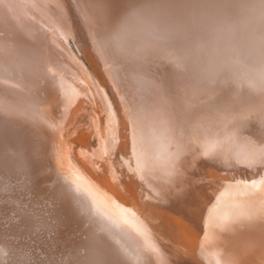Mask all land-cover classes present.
Listing matches in <instances>:
<instances>
[{
  "label": "bare ground",
  "instance_id": "1",
  "mask_svg": "<svg viewBox=\"0 0 264 264\" xmlns=\"http://www.w3.org/2000/svg\"><path fill=\"white\" fill-rule=\"evenodd\" d=\"M209 1L214 3L217 6L216 9L221 12L220 22L222 23V29H225V25L229 23L228 20L226 21L227 18L232 20L231 22L236 25L235 28H237L241 35H244L247 40V48L250 50L251 55H256V58L261 57L256 66V71L260 73H251L250 76L254 78H252L253 80H256V83L264 85V23L262 19H257L261 13L258 15V11L256 12L258 8L256 9L253 0ZM176 9V0H0V219L1 223L2 219L4 220L5 227L7 226L6 224H8L6 228H2L3 223L1 224L2 226L0 225V264H128L126 257L114 243L105 235H101L100 233L97 234L96 232H99L96 231L97 228L95 230L96 232L93 230L87 221L85 197L83 196V198L80 192H77L78 190H73L65 182L66 180L61 177V173L56 169L50 157L51 147L55 151L64 150L73 158L70 157L73 160L71 165L74 166L75 170L81 172L83 175L87 176V178L90 177L92 180H98L96 183L99 182V184H104L103 182L106 181L107 184L109 183L110 185L114 181V179H112L113 181L111 182L110 178L113 173H115V170L117 172V161L121 157V153L119 154L116 148V126L121 127L119 132L121 135L120 137H122L120 141L117 140V142L123 145L121 148L125 150L127 148L132 149V154L134 155L132 158H134L133 160H135V163L140 167V169L138 168L139 172L137 170V173L135 172L137 177L146 180L153 186L155 198L166 207L162 215L163 220L161 219V223L166 224L165 226L163 225L166 227L165 229L162 227L163 230L168 229L167 231L170 230L172 233L174 231L173 238L169 236L170 241L167 240V237L171 232L167 235L166 231H164V233H166V240L163 241L160 239V241H158L155 236L150 234L153 230H151L152 228L149 225L146 226L143 222L138 221V219L136 220V218V221L133 220L142 233L146 234L161 250L159 251V254H162L160 264H203L202 261L208 258H205L206 256L202 258L198 256L203 255L200 253L205 249H202L200 253L197 254L196 251L198 250L195 249L196 244L193 245L195 246L194 249L193 246L189 249L186 248V246L188 247L189 245H185L186 242L184 244L182 243L183 247L181 248H184L185 245V249H189L191 254L187 252V254L182 256L178 255L181 252H179L180 247L179 249L177 247V244H179L178 242H180V233L178 234L177 231H181V233L185 232L183 226L190 229L194 227V232L195 230L199 231V228L201 230V225H203L207 219L201 220L203 217L200 216L201 212L198 208L196 209L199 213L196 214V216H191L197 211L195 212V209V213L190 214L187 212V207L188 209L192 207L190 206L192 205V199H197L196 201L199 200L201 203L202 200L208 203L210 200L212 202L215 196L220 200L222 206V215L220 216L222 221H220L225 223L226 227L232 229L237 225L235 227L237 230V227L242 225L241 222H243L244 226V224H248L247 221H249V224L252 225L251 229L255 241L257 244L259 243L260 251L262 255H264V181H254L250 185H248V183L244 184L241 178L232 171V167H226L225 165L226 160L229 158V153L221 152V157H218L215 156L214 153H211L213 149L210 152L208 145L211 137L209 140V137L206 136V131L209 128L206 130L205 127L207 121L203 124L205 129H201V126L198 124L201 131L206 130L205 132H197L198 134H195L193 137L188 131H183V133H181V131L184 130L182 129L179 131L180 133L178 132V137L173 139L175 148L171 150L174 154L172 158L173 163L171 162L172 167L170 166V174L173 175L172 180H169L170 176H166L167 172L165 173V170H163V163L160 159L155 162L156 164L153 163L154 165H147V161L144 157L145 153L143 154V143L137 140V129L134 127L139 126L140 130L141 128L144 130L146 127H157L161 124L160 115L153 113L155 108L151 107V98L155 101L156 99L159 100V102H157L158 104L164 102V104L169 107H182L184 105L181 103L183 101V97L181 96L184 94L183 92H187L188 89L195 87V89L200 88L205 92L204 94H208L212 90L209 88L210 83L207 85L206 80L202 79L200 75L193 73L189 74L190 76L186 78L185 81L187 84L182 83L184 87L179 90L180 85L174 86L170 83L171 81L166 85H162L147 79L145 73H142L137 67L138 62L147 54L150 39L153 41L159 40L163 36L165 27H170V30H175L174 27H176L177 21L180 19ZM225 16L227 17L225 18ZM218 21L219 20H217V22ZM164 60L166 63V59ZM163 66L161 65V67ZM172 68H175V66ZM169 73H171V71ZM172 73L174 74L175 72L173 71ZM237 77L242 84H246L247 79L244 80L245 76L242 73ZM175 79L176 78H174V80ZM253 82L254 81H252V83ZM223 86L224 85H222V87ZM176 87L179 88L176 89ZM223 88H226L227 90L225 89V91L229 93L230 90L228 87ZM223 88H221L222 90L220 89L221 92L224 90ZM263 91L264 89L262 92ZM188 92L190 93L191 91L189 90ZM218 92L212 93L217 94ZM195 93L193 95H195ZM219 94L223 95V93ZM214 100H216V98ZM227 100L229 99L227 98ZM228 103L231 102L228 101ZM234 104L236 105V103ZM253 105L255 106V104ZM111 111L119 115L118 118L123 116L124 119L117 118L116 121L108 119ZM259 111L260 110H258V112ZM80 112L86 113L88 119L87 126L84 128L81 127L82 129L74 126V120ZM237 112V114H239V111ZM253 113L250 114L253 116ZM233 114H235V112H233L232 115ZM50 115L55 118L54 123L49 120ZM261 118L264 119V116ZM186 119L187 118H185V120ZM109 120L111 121L109 122ZM252 121L251 119L250 122ZM262 122L263 120L261 124H264ZM253 123L251 124L253 125ZM188 126H190V124ZM231 127L230 129H232ZM178 129H180V126ZM239 129L241 131V128ZM51 131H54L52 145ZM168 132L170 131L168 130ZM131 133H133V137ZM64 135L65 137L63 139ZM129 136L132 138L130 139ZM139 138L142 139L141 136ZM251 139L250 142L252 141ZM196 141L198 143H196ZM231 141L233 142V140ZM204 145H206V147ZM169 148L171 149L172 146ZM251 148H253V145ZM131 149L129 150L131 151ZM199 149L201 150L199 151ZM129 150H127V153ZM208 152L214 154L216 157L215 160L220 161H217L219 164L215 163V165H221V167L213 166L215 173H217L218 170H222L218 168H224L223 171H225V173H222L227 177L225 181L222 179V185H224L222 189H220L222 191H218L213 194L212 197L210 196V200L208 199L210 194L202 185L203 182L197 180L199 177L196 173L198 172L200 174V171L197 168V164H195L198 158L201 159V166L203 167H201L200 170L204 169L203 171H208L209 173V170L205 169L207 166L205 163L211 159V157L208 159V156H206ZM124 154L122 157H124ZM126 158L128 159V157ZM215 160L212 164H214ZM130 165L132 164L130 163ZM210 173L209 176L211 177ZM128 174L132 177L131 174L133 173ZM201 176L205 177V175ZM206 180L207 179H205L204 182L207 185L208 181L206 182ZM88 182H91V180H88ZM119 183L120 181L118 182L117 188H119ZM134 183H131V192L133 195L130 197H132L137 204L138 207L136 208L144 210V215L149 218L151 217L149 216L150 212L153 211L148 210L145 204L141 202L137 189L133 185ZM216 184L214 185L216 186ZM91 185L93 184L91 183ZM96 186L98 185L96 184ZM101 186L103 187V185ZM112 187H109L108 190H111ZM93 188L92 190H96L95 187ZM98 188L99 187H97V189ZM105 188L107 187L105 186ZM206 188L209 189V187ZM216 188L217 186L214 190H216ZM195 189L199 190L196 191ZM245 189L248 191L251 189L252 191L247 193L248 191L246 192ZM211 190L214 191L213 189ZM174 191H177V193L175 194ZM242 193L243 199L241 198ZM122 194L124 193L122 192ZM176 195H183L186 199L189 198L191 204L188 205L185 201V204L182 203ZM124 197H126V195ZM224 199H226V202ZM214 202L216 203V201L212 203ZM193 204L197 206L198 203L195 204L194 202ZM215 205H217V203ZM116 206L118 207L119 205L116 204ZM202 206L201 204L200 210L203 209ZM214 206H212V208ZM197 207H199V205ZM210 207H207L208 209L206 208V211L209 212L212 210L213 213V209L209 210ZM120 209L122 208L120 207ZM190 211L193 212V210ZM217 211L219 212V210ZM182 214L185 218L181 217ZM120 215L122 216L121 213ZM128 216L132 217V215ZM213 216L215 215L213 214ZM158 217L159 216H157V218ZM189 217L192 219L191 221L194 220L193 222H200L198 224L200 225L198 226L199 228L195 229V226H189L191 225L187 222ZM104 218L105 217H103V219ZM126 220L127 219H125V221ZM139 220L141 219L139 218ZM153 224L156 226L157 223ZM120 226H122V224H120ZM186 230L188 231V229ZM207 232L206 230V234ZM219 233L223 234L222 232ZM210 235L212 236V232ZM210 235L208 234L209 237ZM209 240L211 242L213 239ZM143 242L146 241L143 240ZM219 244H221L220 241ZM146 249H149V247ZM185 249L181 250L185 251ZM150 250L148 252H154ZM237 251L240 252L239 250ZM149 256L151 255L149 254ZM262 258L264 264V257ZM213 260L215 259L212 258V261ZM210 261L211 258L209 259V262ZM207 264H211V262ZM215 264L219 263L217 262Z\"/></svg>",
  "mask_w": 264,
  "mask_h": 264
},
{
  "label": "rangeland",
  "instance_id": "2",
  "mask_svg": "<svg viewBox=\"0 0 264 264\" xmlns=\"http://www.w3.org/2000/svg\"><path fill=\"white\" fill-rule=\"evenodd\" d=\"M263 1L264 0H262V1L261 0H253V3L256 5V9L258 8L256 10V12L258 11V15L261 13L259 15V18L257 17V19H260V20L262 19V21L264 23V7H262V4H264ZM201 4H202V6H201ZM213 4L214 3H211L209 0H192V1L191 0H176V8H177L176 11L178 12V16H180V19H179V21H177L178 23L176 24V27H174L175 30H170V27H167V28L165 27L164 32H163V36L159 40H154L153 41L152 39H150V44H149V48L147 50V54L137 64L138 69L142 73H145L147 79H149L151 81H154V82H156L158 84H162V85H166L167 83H169L171 81L170 83H172L174 86H176V85L178 86V84L180 85L179 86L180 88L179 87H176V89L179 88V90L182 89V87H184L183 84H187L185 81H186V78H188L190 76L189 74H192L193 73V74H196V75H200V77L202 79H205L206 80V84L207 85L209 83L211 84V85L209 84V88L212 89L211 92L208 93V94L206 93L208 95L207 96L206 94H204L205 92L202 89H200V88L195 89L196 88L195 87V88L188 89V91L190 90L191 92L190 93L188 91L187 92H183L184 94H182V96H181V97H183L182 98L183 101L181 103H183V105H184L182 107H180V106H175V107H173V106L171 107L170 106L169 107V106H166L164 104V102H161L160 104H158L157 102H159V100L156 99V101H155L153 98H151L150 99V103L152 105L151 107L155 108V111L153 113H157L158 115H160V117H161V124L158 125L159 127L158 126L157 127H153V126L152 127H146L144 130L141 128L142 131L140 130V127L139 126L134 127L135 129H137V135H136V137H137V140L142 141V143H143L142 144L143 145V154L145 153L144 154V157H145V159L147 161V165L149 164L148 166H151L153 163L156 164L155 162H157V160L160 159L161 162L163 163V170H165V173L167 172V175L166 176H168V177L170 176L169 177V180H172L173 179V175L170 174V170H171L170 166L173 163V161H172L173 159L172 158H173V154H174V152L171 151V150H173V148H175V145H173L174 144V140L173 139H175L176 137H178V135L180 133L179 131H181L182 129H184V130H182L181 133H183V131H188L194 137L195 134L196 135L198 134L197 132H205L207 130V128H209L206 131V136L209 137V140H210V137H211V140L209 141L210 142L209 143L210 146L208 145V147L210 149V152L213 149L211 153H214L215 156H218V157H221L220 156L221 152L222 153L223 152L224 153H229L228 154L229 158H228V160H226L225 165H226V167H230V168L232 167L231 168L232 171L235 172V174L237 176H239V178H241V181L244 182V184L245 183H248V185H250L254 181L263 182L264 181V124H261V121L263 120L262 123H264V119H262L261 117L264 116V114H263L264 113V110H263L264 109V104H263V102H264V91L262 92V90L264 89V85H260L259 83H256V80H253L254 78L252 76H250L251 73H260L259 71L258 72L256 71V69H257L256 66L258 65V63L260 61L259 58H261V57H257L256 58V55H251L250 50L247 48V40L245 39L244 35H241V33L239 32V30L237 28H235L236 25L233 24V22H231L232 20H229L227 18L226 21L228 20L229 23L230 22L231 23L230 24L229 23L226 24L225 25L226 28L225 29L224 28L222 29V26H221L222 23L220 22L221 12L218 9H216L217 6L215 4L213 6ZM201 7H202V9H201ZM261 10H263V11H261ZM203 13H205V14H203ZM208 15H210V16H208ZM226 17L227 16H225V18ZM217 20H219V21L217 22ZM184 27H185V29H184ZM227 27H228V29H227ZM170 32H172V33H170ZM210 32L212 33V35H211ZM202 38H204V39H202ZM226 39H227V41H226ZM208 43H210V44H208ZM212 43H214V44H212ZM209 45H210V47H209ZM227 55H229V56H227ZM257 55L258 56H261L259 54H257ZM232 56H233V58H232ZM180 57L183 58V59H181ZM164 59H166V63H165V60ZM185 59H186V61H185ZM235 59H237V60H235ZM175 60H176V62H175ZM183 62H187L188 64L187 63H183ZM163 64H164V66H163ZM167 64L168 65L169 64H172V65H169L168 66ZM161 65L163 67H161ZM173 65L175 66V68H172V67H174ZM176 65H177V68H176ZM156 66H157V69H156ZM164 67H165V69H164ZM168 69H170V70H168ZM176 69L177 70L180 69V70L177 71ZM181 69H182V71H181ZM170 71H171V73L173 71L175 73L174 74L172 73V75L170 76V74H171V73H169ZM179 72H181V73H179ZM240 73H242L245 76L244 77V80L247 79L245 85L242 84L240 82V80H238V77L237 76ZM229 75H231V76H229ZM177 76H180V77H177ZM153 77H155V78H153ZM174 78H176V79L174 80ZM236 79H237V83H236ZM172 80L174 81V83H173ZM180 80H182L183 82L180 81ZM252 81H254V82L252 83ZM221 84L224 85L223 87H228V89L230 90V91L228 90L229 93L227 91H225L226 88H223ZM251 84H253V85H251ZM249 85H251V86H249ZM220 87L224 89L222 92L220 91V89H221ZM184 89H186V88H184ZM197 90H198L199 93L197 92ZM218 91H220V92H218ZM254 91H256V92H254ZM195 92L198 93V94H196ZM212 92H218V93L216 94V93H212ZM194 93H195V95H193ZM219 93H221V94L223 93V95H220ZM185 94H186V96H185ZM216 95H217V97H216ZM198 96H199V99H198ZM221 96H223V97H221ZM258 96H260V97H258ZM210 97L213 98V99H211ZM255 97H257V98H255ZM215 98H216V100H214ZM227 98L229 100H227ZM230 98H231V100H230ZM241 98H242V100H241ZM211 101H213V102H211ZM228 101L231 102V103H228ZM238 101H241V102H238ZM209 102H211V103H209ZM234 103H236V105ZM219 104H221V105H219ZM253 104H255V106ZM214 105L216 106L217 109L215 108ZM262 105H263V107H262ZM211 107H212V109H211ZM213 107H214V109H213ZM229 107H231V108H229ZM260 107H261V109H260ZM256 108L258 110H260V111L258 112V110ZM180 109H182V110H180ZM230 109L233 112H235V114H233L235 116L232 115L233 112ZM156 111H158V112H156ZM222 111H223V113H222ZM237 111H239V114H237L238 113ZM250 111H252V112H250ZM224 112H225V114H224ZM260 112H262V113H260ZM226 113H227V115H226ZM243 113H244V115H243ZM250 113H253V116L254 117ZM259 113L261 115L262 114L263 115L261 116ZM258 115H259V119L261 121L258 119ZM118 117H119V115H116L114 112L111 111L110 117L108 119H111L112 121H116ZM121 118H123V116ZM121 118H118V119H121ZM185 118H187V119L185 120ZM251 119L253 120L252 122H250ZM49 120L52 123L55 122V118H53L51 115L49 116ZM87 120L88 119H87L86 113H84V112L81 113L80 112V114L77 115L76 119L74 120V126L76 128L77 127L78 128H81V127L84 128L88 124V121ZM111 120H109V122ZM163 120H164V122H163ZM228 120L231 121V122H229ZM232 120H233V122H232ZM246 120H247V122H246ZM187 122L190 124V126H188L189 124ZM205 122H206V124H205ZM253 122H255V123H253ZM196 123H197V125H196ZM232 123H233V125H232ZM251 123H253V125ZM201 124L202 125L205 124L206 130L201 131V129H205L204 125L202 127ZM231 125H232V127H231ZM237 125H238V127H237ZM257 125L258 126L260 125L262 127H260V126L258 127ZM179 126H180V129H178ZM212 127H214L215 129L212 128ZM230 127L232 129H230ZM116 128H117L116 129V136H117V138H116L117 147L116 148H117L119 154L121 153L120 154L121 157L117 161V167H118L117 172L115 170V173H113V175L110 178V181L111 182L113 181L112 179H114V181L110 185L114 186L115 188L112 187V186H110L109 183L107 184L106 181L103 182L104 184H102V183L99 184V182L96 183V181H98V180H95V179L92 180V178L90 179V177H88L89 178L88 179L87 176H85L81 172L75 170L74 169V166L71 165L72 162H73V160H72L73 158L71 156H69V154H67L64 150H62V151L56 150L55 151L50 146L51 147V149H50V157H51L52 162L54 163V166L56 167V169L61 173V175H62L61 177H63L66 180L65 182L73 190H75V189L78 190L77 192H80V195H82V197L83 196L85 197V198L84 197L83 198H84V201L86 202L87 221L91 225V227L93 228L94 231L97 228L96 231H99V232H96L95 231L97 234L100 233L101 235H105L112 243H114L117 246V248H119L122 251L123 255L127 259L128 264H155V263L156 264H160V262H161L160 259L162 257L161 256L162 254H159L160 253L159 251H161V250L158 248L157 244H155L146 234L142 233V231L137 227V225L135 224V222L133 220H135V218H136V220L138 219V221L143 222L146 226L149 225L152 228L151 230H153L152 232H150V234H152V236H155V238L158 239V241H160V239L163 240V241L166 240V238H165L166 233L168 235L169 232H171L170 235H168V237L166 236L168 238L167 240L170 241L169 236L172 237L174 231L172 233V231H170V230L167 231L168 229L163 230V228L164 229L166 228V227H164L166 224H163L161 222L163 220L162 219V215L164 214L163 212H165L166 207L162 203H160L159 200H157L155 198L153 186L149 182H147L146 180L141 179L140 177L139 178L137 177V174L136 173L138 171V168L140 169V167H139L138 164L135 163V160H133L134 158H132V157H134V155L132 154L133 153L132 149L131 148H127L125 150V149L121 148V147H123V145H121L120 143L117 142V140L120 141V139L122 137H120L121 135H120V132H119L120 129H121V127L120 126H118V127L116 126ZM239 128H241V131H240ZM261 128H262L263 132H262ZM251 129H253V130H251ZM168 130L170 132H168ZM233 130L236 131V132H234ZM260 130H261L262 133L260 132ZM215 131H216V133H215ZM253 131H254L255 134L253 133ZM248 132H250V133H248ZM145 133H146L147 136L145 135ZM243 133H245V134H243ZM251 133H252V135H251ZM171 134H172V136H171ZM236 134H238V135H236ZM241 134H243V135H241ZM131 136L133 137V133H131ZM140 136H141L142 139L139 138ZM254 136H256V137H254ZM64 137H65V135L63 136V139H64ZM132 137L129 136L130 139ZM53 138H54V131H51V145L53 143ZM250 139L252 140L251 142H250ZM231 140H233V142ZM212 141H215V142H212ZM196 143H198V142L196 141ZM196 145H198V144H196ZM252 145H253V148H251ZM256 145H258V146H256ZM171 146H172V148L170 149L169 147H171ZM204 146L206 147V145H204ZM239 147H241V148H239ZM129 149H131V151ZM127 150H129L128 153H127ZM168 150H170V151H168ZM200 150L201 149H199V151ZM174 151H175V149H174ZM242 151H243V153H242ZM124 152H125L126 156H125ZM210 152H208L207 155H206V156H208V159L210 157H211V159L208 160V162L205 163L207 165L205 167V169L206 170H209V173L211 172L210 173L211 177L209 176L208 171H203L204 169L203 170H200L201 167H203V166H201V162H202L201 159L198 158L199 160L197 159L196 160L197 162L195 163V164H197V168L200 171V174L198 172L196 173V175L198 174V177H199V178H197V180L203 182L202 185L204 186V188L206 189V191L210 194V195L207 194V195H209L208 196V199L209 200L211 199L210 196L212 197L213 194L217 193L218 191H220V192L222 191V190H220V189H222V186H224V185H222L223 184L222 182H223V180L224 181L227 180L226 179L227 177H225L226 175L222 173V172L225 173V171H223L224 168H218V169H222V170L221 171L218 170V172L215 173V170L213 169V166L215 165V163L219 164L218 162H220V161L215 160L216 157L214 156V154H211ZM122 153L124 154V157L125 158L122 157L123 156ZM146 154H148V155H146ZM130 155H132V156H130ZM151 156H153V157H151ZM126 157H128L129 161H128V159ZM234 158H235V160H234ZM130 159H131V161H130ZM213 159L215 160L214 164H212L213 161H214ZM70 160H72V161H70ZM130 163L132 165H130ZM217 164L214 167H221V165H218L217 166ZM198 166H200V167H198ZM126 167H127V169H126ZM132 168H133V170H132ZM68 171H69V173H68ZM131 171H133V172H131ZM128 173H130V174L133 173V174H131L132 177ZM116 175H117V178L118 179L116 178ZM201 175H203V176L205 175L206 178L205 177H202ZM84 178L86 179V181H85ZM204 178L207 179L206 182L208 181L207 182V185L204 182L205 181ZM208 178H209V180H208ZM88 180H91V182H88ZM124 180H125V182H124ZM139 180H140V182H139ZM119 181H120V183H119L120 185H119V188H117ZM83 182H84V185H83ZM87 183H88V185H87ZM91 183L93 185H91ZM131 183H134L133 185L137 189V193L139 195V198L141 199V202L143 204H145V206H146V208L148 210H152L153 211V212H150V214H149V216H151V217L154 214V216L152 217L153 219L151 217L148 218V216L146 217V215H144L145 214L144 213L145 212L144 210H141L139 208H136V207H138L137 204L134 202V199L132 197H130V196L133 195V193L131 192V186H132ZM96 184L98 186H96ZM214 184H216V186H217L216 190H214L215 187H216ZM101 185H103V187ZM104 185L107 188H105ZM142 186H144V187H142ZM93 187H95L96 190H92V189H94ZM97 187H99V188L97 189ZM109 187H112V189L111 190H108ZM206 187H209L210 190L208 188H206ZM200 188H203V187H200ZM121 189H122V191H121ZM211 189H213L215 192L212 191ZM101 190H102V192H101ZM124 190H126V191H124ZM195 190L198 191L199 189L198 190L195 189ZM105 191H106V193H105ZM245 191L247 192L248 190L245 189ZM249 191H252V190L249 189ZM249 191L247 193H249ZM122 192L124 194H122ZM174 192H175V194L177 193V191H174ZM243 193L241 194L242 195L241 196L242 199H243ZM111 194H113V195H111ZM146 194H147V196H146ZM125 195H126V197H124ZM176 196L178 197V199L182 203H184V201H185L186 204L188 203V205L192 203V205H190V206H192L193 208L191 207L192 209L191 208H189V209L190 210H193V212L190 211L188 209V207H187V210H188L187 212H189L190 214H192V213L194 214L197 211L196 208H198V210L201 212L200 216L203 217V218H201V220L207 219L206 222L203 223V225H201L202 227H201V230H200V228L198 227V226H200V225H198L200 222H198V221L193 222L194 220L191 221L192 219L190 218L191 216H196V214L199 213L198 211L194 215H191L189 217V219L186 218L188 220L187 222H189V224H191V225H189V224L188 225L189 226H195V229L196 228H199V231L198 230L197 231L195 230V232H194V229H193L194 227L190 229V228H188V227L186 228L184 226H183V228H184V231L185 232H182L181 233V231H177L178 234L180 233L179 236L181 237L180 238L178 236L179 239H180V242H178L179 244H177L178 245L177 247H178V249L180 247L179 252H181L178 255H181L182 256L184 254H187V252H188V254L189 253L191 254V252L189 251V249H191L190 247H192L193 245L196 244V247L193 246V249L195 247V249L198 250V251H196L197 254L200 253V251L202 249H205V250H202L201 253H200V254H203V255H198V256H200L201 258L203 256L204 257L206 256L205 258L208 257L207 259L204 260L205 262L202 261L203 264H207V263H210V262H211V264H215L217 262L219 264H263V258L262 257H264V255H262V253L260 251V247L258 245L259 243L257 244L256 241H255L254 234H253L252 229H251V226L252 225L249 224L250 223L249 221L246 220L248 222V224H244V226H243V222H241L242 225H240V227H237L238 230L235 228L237 225L234 227V229L228 228V227H226L225 223L221 222L222 219L220 218V216L222 215L221 214V212H222V210H221L222 209V206L220 204L221 203L220 200L216 196L213 197L212 202L213 201H216L217 205H215L216 204L215 202L212 203L211 200L208 203H206L207 201L206 202L205 201L203 202V200H202V203H201L199 200L196 201L197 199H194V200L192 199V202H191L189 198L186 199L183 195H176ZM224 200L226 202V199H224ZM194 202H195V204L198 203L197 206L199 205V207H197L196 205H194L193 204ZM116 204L119 205L118 206L119 208L116 206ZM153 204H154V206H153ZM201 204L203 205L202 208L205 209V210H203V209L200 210L201 209ZM109 206H111V207H109ZM123 206H125V207H123ZM126 206H128V207H126ZM212 206H214V207L212 208ZM120 207L122 209H120ZM152 207H154V208H152ZM207 207L208 208L210 207L209 210L213 209V211L215 213L214 212L212 213V210L211 211L208 210L211 213L207 212L206 211V208ZM112 210L113 211L116 210V211H114L116 214ZM194 210H195V212H194ZM217 210H219V212ZM118 211L122 214V216L123 215L124 216L122 217ZM170 214H171V212H170ZM213 214L215 216H217V217L213 216ZM218 214H220V215H218ZM128 215H132V217L131 216H128ZM209 215H211L212 217L209 216ZM157 216H159V217L157 218ZM100 217H101V221H100ZM103 217H105V218L103 219ZM181 217L182 218H185V217H183V214L181 215ZM107 218H109V219H107ZM139 218L141 220H139ZM125 219H127V220L125 221ZM158 219H160V220H158ZM208 219H210V220H208ZM2 223H3V227L2 228H6L8 226V224H6L7 226L5 227V224H4V220L3 219H2ZM2 223H1V219H0V225ZM125 223H126V225H125ZM153 223H157L156 226ZM112 224H114V225H112ZM120 224H122V226H120ZM206 225H208V226H206ZM213 227H214L215 230L213 229ZM186 229H188V231ZM208 229H210V230H208ZM206 230L208 231L207 234H206ZM164 231H166V233H164ZM211 232H212V236L210 235ZM219 232H222L223 234H221ZM183 233H185V234H183ZM208 234L210 235V237L208 236ZM182 235L185 236V237H183ZM213 235H214V237H213ZM222 235H225V236H222ZM244 235H245V237H244ZM141 237H142V239L144 238L143 239L144 241H146V242H152V243L143 242V240L141 239ZM243 237L245 238V240H244ZM145 238H146V240H145ZM207 238H208V242H207ZM209 239H213V240L210 242ZM194 240L197 243H195ZM218 240L220 241V243L222 245L219 244V241ZM185 242H186L185 245L189 244L188 247L186 246V248H189V249H185V245H184V248H181V247H183L182 243L184 244ZM188 242H190V243H188ZM191 242H193V243H191ZM217 245H219V246H217ZM231 245L233 246V248H232ZM153 246H155V247H153ZM148 247H149V249H146ZM208 247H209V249H208ZM221 247H222V250H221ZM231 248H232V250H231ZM150 249L152 251H154V252L153 253L152 252H148ZM181 249H185V251L184 250L182 251ZM226 249H227V252H226ZM237 250H239L240 252H238ZM217 251H218V253H217ZM221 251H222V253L223 252L224 253L222 254ZM230 252H231V254H230ZM244 252H245V254H244ZM149 254L151 256H149ZM207 254H209V255H207ZM221 255H222V257H221ZM225 255H228V256H225ZM210 258H211V261L209 262V259ZM212 258L215 259V260L212 261Z\"/></svg>",
  "mask_w": 264,
  "mask_h": 264
},
{
  "label": "snow or ice",
  "instance_id": "3",
  "mask_svg": "<svg viewBox=\"0 0 264 264\" xmlns=\"http://www.w3.org/2000/svg\"><path fill=\"white\" fill-rule=\"evenodd\" d=\"M262 7H264V4H262Z\"/></svg>",
  "mask_w": 264,
  "mask_h": 264
}]
</instances>
